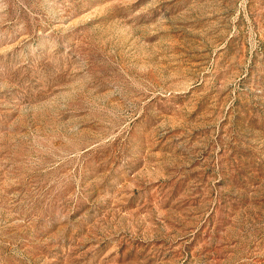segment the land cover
Returning <instances> with one entry per match:
<instances>
[{"label": "rangeland", "instance_id": "1", "mask_svg": "<svg viewBox=\"0 0 264 264\" xmlns=\"http://www.w3.org/2000/svg\"><path fill=\"white\" fill-rule=\"evenodd\" d=\"M0 264H264V0H0Z\"/></svg>", "mask_w": 264, "mask_h": 264}]
</instances>
